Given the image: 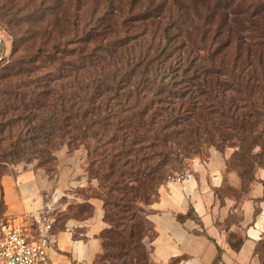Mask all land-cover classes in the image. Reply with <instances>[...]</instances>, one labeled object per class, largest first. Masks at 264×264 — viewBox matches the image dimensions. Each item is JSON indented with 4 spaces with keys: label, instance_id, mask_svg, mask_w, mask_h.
<instances>
[{
    "label": "trees",
    "instance_id": "16d2710c",
    "mask_svg": "<svg viewBox=\"0 0 264 264\" xmlns=\"http://www.w3.org/2000/svg\"><path fill=\"white\" fill-rule=\"evenodd\" d=\"M148 18L146 15L145 19ZM96 51L99 53L87 56L88 62L81 57L83 64L71 65L78 73L69 76L70 82L78 89L66 97L68 107L62 105L58 110L50 101L49 108L53 106L54 111H49L47 101L38 99L40 107L34 112L44 111L37 113L40 124L37 129L33 127L37 130L33 139L22 145L32 144L39 153H50L51 162L55 160L53 151L63 145L74 142L80 147L83 142L93 141L95 147L91 151L86 143L84 146L90 161L87 170L98 181V188L107 192L98 197L104 203V220L109 226L101 234L103 253L97 262L109 257L127 263L152 264L146 243L153 239L154 232L147 220V207L158 201L161 186L175 170L187 168L198 157L201 137L221 128L233 130L227 123H232L235 130L240 128L245 134H253L260 121H264V47H245L241 61L240 53L233 62H218L212 55L194 76L170 85L150 78L153 68L126 70L130 61L144 56L142 50L133 57L127 56L125 47H99ZM66 54L65 49L56 48L48 57L49 62L54 63L58 56ZM36 59L38 55L31 61ZM31 96L34 95L28 92L17 94L22 101ZM49 97L46 91L39 93L43 100ZM63 133L69 136L66 141ZM72 133L77 136L72 137ZM255 147L259 149L253 157L257 161L248 169L244 159ZM20 153L17 150L16 156ZM236 154L227 161V168L238 171L247 190L254 179L253 167L264 169V129L241 154L238 166L243 171L231 166ZM182 161H188V165ZM96 165L106 170L93 172ZM53 171L54 168L47 172ZM104 179L110 183L102 187ZM186 217H192V210ZM147 232H151V238H147ZM263 242L256 251L260 264H264L259 252Z\"/></svg>",
    "mask_w": 264,
    "mask_h": 264
},
{
    "label": "rangeland",
    "instance_id": "374dc122",
    "mask_svg": "<svg viewBox=\"0 0 264 264\" xmlns=\"http://www.w3.org/2000/svg\"><path fill=\"white\" fill-rule=\"evenodd\" d=\"M99 47H125L127 56L132 57L142 50L144 56L130 61L126 70L139 72L150 67L154 73L150 78L169 85L184 82L212 55L218 62H233L240 53L241 61L245 47H264V0H0V174L18 164L55 169L56 160L49 161L50 153L41 154L32 144L22 145L33 139L37 131L33 127L40 124L37 113L43 110L34 112L40 107L37 101H47L49 111H54L53 106L49 108L52 101L58 110L62 105L68 107L66 97L78 89L70 82L69 76L78 73L71 65L83 64L81 57L88 62L87 56L99 53ZM56 48L65 49L67 56L60 55L50 63L48 57ZM35 55L38 59L32 62ZM42 91L50 94L47 100L39 98ZM26 92L34 96L25 101L17 97ZM55 95L64 99H56ZM226 125L233 130L221 128L200 138L196 158L204 159L210 148L232 149L237 154L231 166L243 171L238 166L241 154L264 129V121L253 134L235 130L232 123ZM63 135L66 141L69 136ZM77 145H63L53 151L52 157L65 148L67 154L83 149L87 170L90 161L84 146L91 151L94 142H83L79 148ZM17 150L21 151L18 156ZM258 152L255 147L245 156V167L251 169ZM183 164L188 165V161ZM258 167L255 165L253 170ZM183 168L174 174L181 175ZM91 170L102 173L106 169L96 165ZM108 183L104 179L100 184L104 187ZM103 193L107 192L99 188L94 192L100 198ZM147 236L151 238V232ZM259 252L264 258V242ZM97 264L135 263L102 257Z\"/></svg>",
    "mask_w": 264,
    "mask_h": 264
},
{
    "label": "crops",
    "instance_id": "0c3cea01",
    "mask_svg": "<svg viewBox=\"0 0 264 264\" xmlns=\"http://www.w3.org/2000/svg\"><path fill=\"white\" fill-rule=\"evenodd\" d=\"M55 155L52 173L33 164L0 174V221L37 232L52 223L48 256L53 264H97L101 234L109 226L104 203L94 194L98 181L84 166L79 149ZM234 151L210 148L181 175L159 189L147 207L154 232L146 243L152 264H260L264 240V169L257 168L244 190L237 170L227 168ZM192 210V217H186ZM179 217H182L179 219Z\"/></svg>",
    "mask_w": 264,
    "mask_h": 264
},
{
    "label": "built area",
    "instance_id": "2783aa9c",
    "mask_svg": "<svg viewBox=\"0 0 264 264\" xmlns=\"http://www.w3.org/2000/svg\"><path fill=\"white\" fill-rule=\"evenodd\" d=\"M52 223H37V232L0 221V264H53L48 256Z\"/></svg>",
    "mask_w": 264,
    "mask_h": 264
}]
</instances>
